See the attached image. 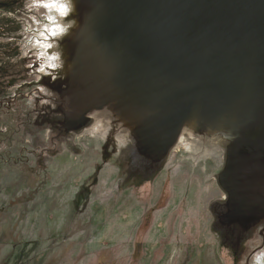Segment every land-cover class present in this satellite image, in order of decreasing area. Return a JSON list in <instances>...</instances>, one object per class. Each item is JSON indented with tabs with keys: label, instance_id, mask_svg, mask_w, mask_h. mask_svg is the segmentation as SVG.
<instances>
[{
	"label": "rangeland",
	"instance_id": "374dc122",
	"mask_svg": "<svg viewBox=\"0 0 264 264\" xmlns=\"http://www.w3.org/2000/svg\"><path fill=\"white\" fill-rule=\"evenodd\" d=\"M47 3L0 0V264H247L262 240L239 256L221 247L208 214L212 172L193 179L183 210L176 192L194 170L176 166L174 198L159 201L154 187L149 198L121 187L118 169L102 163L109 113L65 142L47 130L40 99L58 76L42 47ZM250 264H264V250Z\"/></svg>",
	"mask_w": 264,
	"mask_h": 264
},
{
	"label": "water",
	"instance_id": "95a60500",
	"mask_svg": "<svg viewBox=\"0 0 264 264\" xmlns=\"http://www.w3.org/2000/svg\"><path fill=\"white\" fill-rule=\"evenodd\" d=\"M54 80L92 89L86 112L135 124L141 106L213 85L242 101L264 90V0H72ZM160 93L159 97H155ZM166 93V94H163ZM188 100V98H187ZM73 113L76 112L73 110ZM94 114V115H93Z\"/></svg>",
	"mask_w": 264,
	"mask_h": 264
},
{
	"label": "flooded vegetation",
	"instance_id": "af4514ba",
	"mask_svg": "<svg viewBox=\"0 0 264 264\" xmlns=\"http://www.w3.org/2000/svg\"><path fill=\"white\" fill-rule=\"evenodd\" d=\"M54 79L40 103H47L43 106L47 130L65 142L81 135L95 117L82 116L77 110L86 112L102 99L93 88L82 90ZM191 93H173L177 98L165 99L157 110L141 106L135 124L108 122L102 163L112 162L118 169L121 187L142 190L146 198L154 187L159 201L174 198L175 185L181 183H175L173 177L176 166L185 174L187 169L194 170V175L198 172L186 179L188 191L176 192L183 210L188 209L193 179L199 186L200 178L212 172L211 232L219 236L221 247L235 256L250 248L254 236L259 235L262 241L252 247L250 264L255 254L264 250V90L261 85L253 91L243 90L240 103L219 85ZM102 169L100 166L98 171ZM83 189L89 190V185ZM146 203L148 216L154 208L149 209V200Z\"/></svg>",
	"mask_w": 264,
	"mask_h": 264
},
{
	"label": "bare ground",
	"instance_id": "6f19581e",
	"mask_svg": "<svg viewBox=\"0 0 264 264\" xmlns=\"http://www.w3.org/2000/svg\"><path fill=\"white\" fill-rule=\"evenodd\" d=\"M47 5L51 14L48 32L43 39L42 47L46 52V59L51 69L58 68L62 62V48L57 44V40L65 38L72 28V16L76 12L72 5V0H47Z\"/></svg>",
	"mask_w": 264,
	"mask_h": 264
},
{
	"label": "trees",
	"instance_id": "16d2710c",
	"mask_svg": "<svg viewBox=\"0 0 264 264\" xmlns=\"http://www.w3.org/2000/svg\"><path fill=\"white\" fill-rule=\"evenodd\" d=\"M12 11H15V10L12 8ZM0 97H1V94H0ZM12 204H13V205H12ZM18 205H21V204L18 203L17 200H15L13 203H11L10 207H11V208H14V207H16V206H18Z\"/></svg>",
	"mask_w": 264,
	"mask_h": 264
},
{
	"label": "snow or ice",
	"instance_id": "6c2138e0",
	"mask_svg": "<svg viewBox=\"0 0 264 264\" xmlns=\"http://www.w3.org/2000/svg\"><path fill=\"white\" fill-rule=\"evenodd\" d=\"M48 7H52L53 5H51V4H49V5H47Z\"/></svg>",
	"mask_w": 264,
	"mask_h": 264
}]
</instances>
